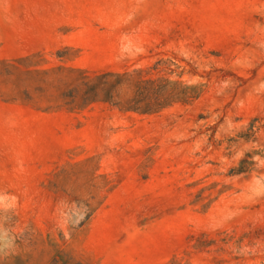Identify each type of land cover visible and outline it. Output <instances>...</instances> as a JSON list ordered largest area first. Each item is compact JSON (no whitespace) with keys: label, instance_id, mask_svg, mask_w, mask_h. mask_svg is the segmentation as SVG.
<instances>
[{"label":"rangeland","instance_id":"obj_1","mask_svg":"<svg viewBox=\"0 0 264 264\" xmlns=\"http://www.w3.org/2000/svg\"><path fill=\"white\" fill-rule=\"evenodd\" d=\"M0 264H264V0H0Z\"/></svg>","mask_w":264,"mask_h":264}]
</instances>
